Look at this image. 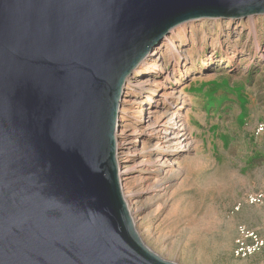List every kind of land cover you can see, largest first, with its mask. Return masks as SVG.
<instances>
[{
	"label": "water",
	"instance_id": "obj_1",
	"mask_svg": "<svg viewBox=\"0 0 264 264\" xmlns=\"http://www.w3.org/2000/svg\"><path fill=\"white\" fill-rule=\"evenodd\" d=\"M258 15L264 0H0V264H176L121 191L124 86L174 28Z\"/></svg>",
	"mask_w": 264,
	"mask_h": 264
},
{
	"label": "rangeland",
	"instance_id": "obj_2",
	"mask_svg": "<svg viewBox=\"0 0 264 264\" xmlns=\"http://www.w3.org/2000/svg\"><path fill=\"white\" fill-rule=\"evenodd\" d=\"M166 38L119 108L136 230L176 264H264V15L188 22ZM253 237L259 250L236 256Z\"/></svg>",
	"mask_w": 264,
	"mask_h": 264
},
{
	"label": "built area",
	"instance_id": "obj_3",
	"mask_svg": "<svg viewBox=\"0 0 264 264\" xmlns=\"http://www.w3.org/2000/svg\"><path fill=\"white\" fill-rule=\"evenodd\" d=\"M259 247H261V242L253 237V244L251 243L250 245H244L243 243H240L239 247L235 251V255L241 258L248 257L257 252Z\"/></svg>",
	"mask_w": 264,
	"mask_h": 264
},
{
	"label": "bare ground",
	"instance_id": "obj_4",
	"mask_svg": "<svg viewBox=\"0 0 264 264\" xmlns=\"http://www.w3.org/2000/svg\"><path fill=\"white\" fill-rule=\"evenodd\" d=\"M169 39L168 38H166V41H168ZM205 66H206V64H205ZM207 67V66H206ZM126 84V83H125ZM127 84H128V81H127ZM125 87V86H124ZM124 102H126V100H124ZM182 109V108H181ZM180 110V109H179ZM117 135V134H116ZM116 138H118L117 136H116ZM118 141V144H117V146H116V148L117 149H119L120 148V146L121 145H123L124 143H125V141L124 140H117ZM117 154V153H116ZM129 170H126V171H124V172H128ZM123 172V173H124ZM122 173V174H123ZM127 174V173H126ZM119 176H120V170H119Z\"/></svg>",
	"mask_w": 264,
	"mask_h": 264
}]
</instances>
